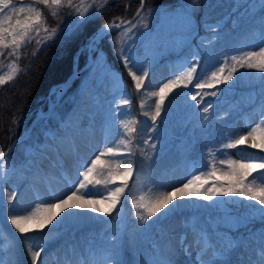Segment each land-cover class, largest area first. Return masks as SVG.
Returning a JSON list of instances; mask_svg holds the SVG:
<instances>
[{"label": "rangeland", "instance_id": "1", "mask_svg": "<svg viewBox=\"0 0 264 264\" xmlns=\"http://www.w3.org/2000/svg\"><path fill=\"white\" fill-rule=\"evenodd\" d=\"M111 1L114 0H107L105 8L112 4ZM74 2L78 4L79 0ZM100 2L104 0H98V3ZM13 3L18 7L24 6L26 0H13ZM210 4L217 5L219 10L223 5L227 8V14L221 23H214L206 16L208 11L206 8ZM143 10L151 13L147 17L148 27H141L136 31L135 41L127 54L134 60L136 65L134 70L137 74H141L139 70L148 72L144 82L148 94L144 95L143 90L137 93L134 82L117 55L119 30L93 43L94 35L101 27L111 21L131 20L136 10L130 18L127 17V13L125 17H115L104 23L94 35L86 38L75 56L73 73L78 71V74L73 81L63 89L55 87L52 94L38 99L37 105L31 111L28 110L24 116L16 120L15 136L16 138L21 136L19 137L21 139H17L14 149L4 157L6 165L0 168V189L9 185L14 194L24 187L33 192V188L36 190L35 186L40 185L44 193L52 195L49 190L55 189V181L50 176L47 180L43 177V173L51 172L45 167L47 165L43 166L35 177L28 171L25 172L28 168L27 164L31 173L36 162L40 164L43 158L41 153L47 145L56 147L53 166L60 163V158L63 159L61 166L55 170L56 175L60 174L66 165L70 173H75L79 180L83 179L78 172L82 171V165L90 163V160L84 159L85 151H81V145L89 147V144L101 138L97 149L103 151L106 144L111 146L117 143L125 132L120 125V121L123 120L129 128H136L135 139L130 144L121 145L116 155L106 154L101 157L103 177L107 179L111 176L112 179L96 186L103 192V196L94 198L104 200L109 191L123 187L121 175L127 161L122 163L119 157L127 155L131 149L136 154L130 157L134 174L129 178L128 186L124 189L126 199L122 197V204L118 205L111 215L87 210L83 216H75L78 221H72L71 225L82 229L80 226L83 223L93 226L92 229L99 232L104 229L113 231L115 229L119 234L114 231L110 235L119 236L120 239L117 240L115 247L107 244L108 250L105 249L109 253L118 252L117 259L121 264H203L207 260H212L213 264H260V259H264V214L258 208L252 207L256 204L255 201L219 196L211 202L195 198L187 203L176 201L174 203L178 204L177 207L169 206L167 210H162V213L150 218L148 222H142L137 217V211L143 214L145 209L135 208L132 201L135 199L140 203V198L143 197V203H151L155 195L154 188L159 191L169 190L170 184L177 177L185 182L191 177L193 165L207 162L210 159L209 151L216 152L226 136L245 134L250 126H255L256 123L264 120V72L257 69L240 68L237 64L238 70L233 81L218 85L217 95L214 97L205 95L204 103L199 104V107L194 106L196 102L191 100L190 95L200 91L193 88L198 79L217 70L226 57L228 60L225 74L233 65L232 56L239 58L249 51L258 53L260 48L264 47V4L261 0H182L174 4H157L146 8L144 4ZM69 11L74 10L65 9L64 19L57 24L49 23L45 12L46 27L49 31L59 26L58 38L53 37L45 43L47 33L41 30L39 34H34L32 40L37 48L54 41L63 42L79 31L85 21L78 22L75 16L67 14ZM100 14L93 18L99 17ZM125 47L127 48V45ZM21 53L20 50L19 57ZM80 56L84 58L81 67L78 66L81 62ZM259 59L258 56L256 60ZM196 61H199L196 79L189 83L187 78H184L181 86L174 88L168 94L153 130L150 116L154 114L155 100L158 97L153 96L152 93L157 92L159 87L175 79L177 75L184 77V73ZM13 63L19 68V72L14 75L16 77L24 69V64L18 63L14 57H9L5 50L4 55L0 56V76L6 79L11 74L9 65ZM75 81L77 84L74 86ZM185 84L187 87L184 86ZM3 85H0V88ZM86 91L87 102L78 107L79 100ZM210 91L212 90H203V92ZM122 97L129 98L131 104L121 106L117 112L115 105ZM141 101H143V109ZM206 104L213 105L208 113L202 111ZM144 112L148 115H144ZM205 116H207L206 120ZM34 120L33 129L27 133ZM117 132L120 135H117ZM143 134L145 136L140 139ZM149 137L152 139L148 145H145L144 141ZM62 140L64 143H56ZM152 143H155V149L151 147ZM250 143L249 140L245 145L237 146V149L225 150L224 155L217 153L216 160L264 162L259 159L264 156V151L251 149L248 147ZM238 150H242L239 155L236 154ZM229 152L233 154L227 155ZM249 154H255L256 158L250 161ZM146 156L151 159H146ZM34 158L36 161H33ZM69 158L73 160L69 161ZM46 161L49 162V156ZM215 168V176L205 177L209 183L227 182L229 178L223 174L228 170L227 165H220L217 162ZM16 175L18 179L12 185L11 181ZM38 176L39 180H37ZM95 179H101V176L94 175ZM13 202L14 199L11 205L7 202V205L1 207L0 200V211L8 210ZM38 202L39 200L28 208L27 214ZM108 202L110 201H105L96 207L105 208ZM57 219L59 220L60 217ZM3 227V222L0 221V229ZM167 230L172 234L180 233L184 238L181 237V241H170V239L166 241L162 234ZM60 231L61 227L57 224L50 227L46 231L49 232L48 236L41 239L40 244H34L38 236L33 234L32 230L27 234H20L17 230L2 231L6 238L0 243V259L6 262L11 258L14 264H24L25 256L24 253L22 256L20 250L21 242L17 243L16 239L21 236L25 247L31 245L34 249L37 245L48 243V248L41 253L45 254L60 241V238L57 241L53 239ZM103 232L101 233L104 234ZM215 242H220V245L211 254L207 253L206 249L210 250ZM99 244L97 239L89 237L74 242L75 254L79 253L82 256V250L84 251L82 258H76L74 261L84 262L86 256L99 250L98 248L101 247ZM64 245L68 243L64 242ZM227 245L232 246L227 255L219 257L213 255ZM10 247L11 253H9ZM62 257L63 261L68 260L69 252ZM55 263V259L51 257L47 261H41L40 264ZM106 263L109 261L104 264Z\"/></svg>", "mask_w": 264, "mask_h": 264}, {"label": "snow or ice", "instance_id": "2", "mask_svg": "<svg viewBox=\"0 0 264 264\" xmlns=\"http://www.w3.org/2000/svg\"><path fill=\"white\" fill-rule=\"evenodd\" d=\"M264 4V0H261ZM145 0H140V8L133 19L131 20H119L111 21L104 25L103 28L93 38V43L98 39H103L104 36L111 34L113 31L119 30V39L117 41L118 47L116 49L117 55L121 59L124 67L127 69L129 76L134 82L137 93L148 94V89L144 87V82L148 76L146 70H139L141 74H137L134 70L136 65L132 57L127 54L136 38V31L143 27L147 28V17L151 14L145 12L144 9ZM107 0L98 3V0H79V3H75L74 0H26L24 6H16L13 0H0V56L4 55L7 50L9 57H14L18 60V55L21 48L32 43L34 34H39L41 30L47 33V41L53 37L58 38L57 28L49 29L46 27L47 17L51 16L56 19L63 13L65 9L74 10L69 11L68 15H73L78 22L83 23L86 20L92 19L97 16L106 7ZM42 6V7H41ZM40 43V41H36ZM131 42V43H130ZM127 45V48L125 47ZM35 54V53H34ZM260 57L257 61L256 58ZM228 58L226 57L223 63L220 64L217 70L210 72V75L201 76L198 81L193 85L196 91L191 93V100L195 101L194 106L199 107V104L204 103V96L211 95L216 96L218 93V85L221 83L227 84L233 81L235 73L237 72L236 65L240 68L257 69L264 72V47H261L259 52L249 51L246 55H242L239 58L232 56L231 60L233 65L229 71L226 72L225 65L227 64ZM199 61H196L191 67L188 68L187 72L184 73V77L177 75L175 79L169 80L164 83L163 86L159 87L157 92H153L152 95L158 97L155 100L154 114L150 116L152 121L153 130L158 122V118L161 115L162 107L165 103V99L170 92L176 87L181 86L183 79L187 78L189 83L196 79L197 65ZM9 74L7 78L0 76V85L13 79L14 75L19 72L18 66L13 63L9 65ZM187 87V85H184ZM204 89H211L210 92H203ZM199 97V99H198ZM131 104V100L127 97H122L115 105L117 112L121 106H128ZM213 107L212 104H206L202 109L204 113H208ZM141 108L143 109V101H141ZM148 115L147 112L143 113ZM207 119V116L204 117ZM120 125L125 129V132L121 139L112 144L111 146L104 147L103 151L95 155L94 159L90 160V163L82 165V171L78 172L79 176L83 179L77 181L73 185V189L70 194H66L62 197H56L52 202L39 201L36 207L29 211L27 215H11L9 217L10 224L20 234H27L30 230H37L43 232L48 225H52L53 221L60 223L67 216L66 210H90L94 213H104L111 215L114 210L117 209L118 205L122 204V197H125L124 189L128 186L127 182L134 174L133 167L130 157L135 156V152L129 149L127 155H121L119 158L121 162L127 161L125 167L122 169L121 179L124 184L123 187H116L114 190L109 191L107 197L104 200L95 199L94 197L103 196V192L96 186L102 182L107 183L112 178L109 176L107 179L103 177V167L101 163V157L106 154L116 155L119 152L121 145L130 144L135 139L136 128H129L128 125L121 120ZM117 135H120L117 132ZM152 138L144 141L145 145H148ZM251 141L248 145L251 149H260L264 151V120L256 123L255 126H250L245 134L236 135L234 137L226 136L225 141L220 145L216 152L209 151L208 155L210 159L207 162H200L193 165V172L191 177L188 178L181 185L176 186L170 190L159 191L154 188L155 195L149 204L143 203V197L141 202L137 203L135 199L132 201L133 206L137 209L143 208L145 212L142 214L137 211L136 215L142 222H148L150 218L156 217L158 213H162V210H167L169 206L177 207L176 201H190L193 198L202 199L204 201H214L215 197H239L244 198L248 201H255L256 204L252 205L254 208L264 214V162L255 163L247 162L242 163L239 160L231 159H220L216 160V155L225 154V150L237 149V146L245 145L246 142ZM257 140L259 142H257ZM151 147L155 149V143L151 144ZM143 154V150H141ZM242 150H238L236 154H241ZM233 153L229 152L227 155L231 156ZM6 153H0V168L5 167L6 161L4 157ZM255 154H249L248 159L251 161L255 159ZM146 159L151 157L146 156ZM260 160H264V156L259 157ZM220 165H227L228 170L224 172L229 179L225 183H216L212 181L209 183L205 177H212L216 174V163ZM98 165L100 167H98ZM255 173V175H254ZM95 176H101V179H95ZM14 195L9 196L8 203L11 205ZM110 201L107 207L101 208L96 205ZM61 213H64L62 216ZM57 217H60L58 220ZM232 246L227 245L222 250L216 251L213 255L225 256L231 251ZM43 251V245H37L36 249H33L31 245H28V252L31 255V264H37L38 258L41 256ZM119 253L114 252L110 261L111 264H121L117 259ZM203 264H213L212 260L204 261Z\"/></svg>", "mask_w": 264, "mask_h": 264}, {"label": "trees", "instance_id": "3", "mask_svg": "<svg viewBox=\"0 0 264 264\" xmlns=\"http://www.w3.org/2000/svg\"><path fill=\"white\" fill-rule=\"evenodd\" d=\"M182 0H145V8L157 4H174ZM188 1V0H185ZM99 17L87 20L76 33L62 41H54L37 48L32 42L21 48L18 63L24 64L19 75L6 82L0 88V153H4L16 138L15 122L37 105V100L47 97L54 85L65 83L74 71L75 56L81 43L94 35L104 23L115 17H132L140 8L139 0H114ZM215 4V3H214ZM206 16L214 23H221L227 14L225 5L218 9L217 5L208 6ZM134 10V11H132ZM219 10V11H218ZM47 13V12H46ZM229 13V9H228ZM200 15V11L198 17ZM49 23H60L65 17L63 12L56 19L48 16ZM35 53V54H34ZM16 60V59H15ZM84 58L80 56V65ZM77 84L75 81L74 86Z\"/></svg>", "mask_w": 264, "mask_h": 264}, {"label": "bare ground", "instance_id": "4", "mask_svg": "<svg viewBox=\"0 0 264 264\" xmlns=\"http://www.w3.org/2000/svg\"><path fill=\"white\" fill-rule=\"evenodd\" d=\"M100 31V30H99ZM98 31V32H99ZM97 34H95L94 36H96ZM100 39H98L97 41H99ZM91 81V80H90ZM90 85V84H89ZM88 85V87H89ZM87 91L86 93L81 97L80 104L78 107H80L83 103L85 104L87 102ZM145 135L143 134L142 136H140V139H142V137H144ZM67 136H65L66 138ZM73 138H75V136H73ZM98 138V137H97ZM96 138V139H97ZM80 140V139H79ZM101 140V138L98 140L93 141V144H89V147L84 145H81V151H85L84 152V159H86L87 161L91 160L93 157H95V155L99 154L100 150L97 149V144L99 143V141ZM84 141V140H82ZM72 142V141H71ZM96 144H95V143ZM56 143H64V141L62 140L61 142L57 141ZM54 148L56 147H50L49 145H47L46 149L44 151H42V156L43 158L40 160V164H38V162H36L34 171L31 173L28 168V164L26 165L28 168L25 171L29 174H31L32 176H37V174H39V171L41 172L43 166H45L46 168L48 167L49 170L51 172L48 173H43V177H45V179L47 180L50 176L52 178L53 181H55V185H54V190H49L51 191L52 195H48L46 193H44L43 189L40 188V185L35 186L36 190L33 188V192H30L31 190H28L27 188H21L20 190H17L16 192L11 191V187L9 185H6L4 187V189H0L1 191V196H0V200H1V207L7 205L9 196L14 195V202L12 203V206L8 209V210H3L0 211V221L3 222V228L0 229V243H3L2 240L6 238V235L2 232V231H9L10 232H14L16 231V229L14 228V226H12L10 224V220L9 217L11 215H27L28 212V208L35 202L39 201H49L52 202L54 200V198L56 197H62L66 194H70L71 190L73 189V185H75L77 183V181L79 180L75 173L73 172H68L66 165L65 167H63V171L60 173V175H56V171L58 166H61V164L63 163V159L60 158V163L58 165L53 166V164H55L54 159L56 157V155L54 154ZM78 154V153H76ZM79 155V154H78ZM49 156V162H47V157ZM91 157V159H90ZM72 158H69V161H72ZM33 161H36L35 158L33 159ZM51 161V163H50ZM76 163L78 162V158L75 159ZM25 173V174H26ZM19 176H23V174H18ZM17 175L13 177L11 184L13 185V182L15 183L17 180ZM40 177H37V180H39ZM21 180V178H20ZM36 180V181H37ZM63 180L65 182H63ZM184 181H182V178H176L175 181H173L172 184H170V187L168 188L169 190L179 186L183 183ZM30 185V183H29ZM166 187V186H165ZM49 196V197H48ZM52 196H55L54 198H52ZM183 203H187L189 201H182ZM67 212V216L64 220L60 221V223H56L53 222L52 225H48L43 232H39L37 230H32L34 231L33 234L37 235L38 237L36 238L37 240H35L34 244H40V240L47 237L49 232H46L48 229H50V227L52 228L54 225H59L61 227V231L59 232L58 236L53 237L54 241H57L60 238V241H58V244L53 248L51 247L50 249L47 250V252L45 254H41L40 258H38V263L40 264L41 261H47V259L53 257L55 259V264H104L105 262L109 261V263L106 264H111L110 261V257L113 254V252L109 253L106 251L105 248H107V244H111L114 245L117 243V240L120 239L119 236H111L110 233H113L114 231L117 232L115 229L113 230H103L101 232H103L104 234H102L101 232L95 230L94 228L92 229L93 226H88V225H84L82 223V226H80L82 229H79L73 225H71V222H77L78 220L76 219V217H78V215H82L85 213V211H81V210H66ZM87 212V211H86ZM64 214V213H62ZM76 216V217H75ZM81 216V217H82ZM80 225V223H79ZM83 226H85V228H83ZM115 227V225H114ZM46 232V233H45ZM117 234H119L117 232ZM91 235V236H90ZM163 237L166 241H168V239H170V241H181V237L184 238V236L180 233H171L168 230L163 232ZM95 238L97 239V241L100 243L99 245H101V247H99L98 251H94V253L89 254L88 256H86V260H79L78 262L74 261V259L76 258H82L83 256V250H82V256L78 253L75 254V250L73 251L74 248V242L78 241L79 239H85V238ZM194 237L196 238V236L194 235ZM52 239V240H53ZM212 239L210 238L209 241H211ZM19 241L21 242V246H20V250L22 252V256L24 253L23 257V263L24 264H31V255L28 252V247H25V242H23L24 240L22 239V237L20 236L18 239H16V242L19 243ZM73 241V244H72ZM64 242L68 243V245H64ZM63 243V244H62ZM184 243V242H183ZM43 245V251L46 250L47 244ZM185 244V243H184ZM183 244V245H184ZM1 245V244H0ZM20 245V244H19ZM81 245V244H79ZM218 245H220V242H215L214 245H212V247L210 248V250L206 249V252L209 254H211L212 251H214L215 248L218 247ZM34 246V245H33ZM61 247V248H60ZM81 247V246H79ZM119 247V246H118ZM33 248V247H32ZM200 248V247H199ZM34 249V248H33ZM108 250V248H107ZM42 251V252H43ZM73 251V252H72ZM12 252V248H9V253ZM41 252V253H42ZM69 252V259L66 261H63L64 258L62 257L63 255H65L66 253ZM72 252V253H71ZM71 253V256H70ZM14 260V258H13ZM260 264H264V259H260ZM46 263V262H45ZM0 264H14V262L12 261V259L10 258L9 261L7 260L6 262H3L2 259H0Z\"/></svg>", "mask_w": 264, "mask_h": 264}, {"label": "water", "instance_id": "5", "mask_svg": "<svg viewBox=\"0 0 264 264\" xmlns=\"http://www.w3.org/2000/svg\"><path fill=\"white\" fill-rule=\"evenodd\" d=\"M101 28H103V27H101ZM101 28H100V29H101ZM77 74H78V72L73 73V74L67 79V81H65V83L62 84V86H63V87L68 86V85L73 81V79L75 78V76H76ZM16 142H17V140H15V141L13 142V144L10 146V149H9L8 151H6L5 153H9V151H11V150L14 148V145H15Z\"/></svg>", "mask_w": 264, "mask_h": 264}]
</instances>
